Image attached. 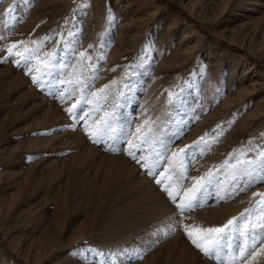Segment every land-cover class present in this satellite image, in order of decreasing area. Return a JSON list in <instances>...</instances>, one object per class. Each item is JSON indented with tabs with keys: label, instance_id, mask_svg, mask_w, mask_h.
I'll list each match as a JSON object with an SVG mask.
<instances>
[{
	"label": "rangeland",
	"instance_id": "374dc122",
	"mask_svg": "<svg viewBox=\"0 0 264 264\" xmlns=\"http://www.w3.org/2000/svg\"><path fill=\"white\" fill-rule=\"evenodd\" d=\"M0 49V264H240L183 229L262 215L264 182L233 175L264 155V0H0ZM16 59L52 71L61 98ZM141 140L142 162L176 153L153 169L163 185L127 154ZM210 171L219 182L170 229L163 187L182 195Z\"/></svg>",
	"mask_w": 264,
	"mask_h": 264
},
{
	"label": "snow or ice",
	"instance_id": "6c2138e0",
	"mask_svg": "<svg viewBox=\"0 0 264 264\" xmlns=\"http://www.w3.org/2000/svg\"><path fill=\"white\" fill-rule=\"evenodd\" d=\"M17 46L13 44L8 52L12 55V50ZM2 50V49H0ZM19 56V53H16ZM12 62V61H9ZM15 63L17 67L22 69H27L26 74L31 75L32 70L27 68V60L16 59ZM58 65H53V71ZM47 77V79H45ZM52 71L45 72L42 74L40 80H37L36 76L31 75L33 82L41 88V91L48 90L49 94L53 95L54 98L60 99L62 95V89H60V81H54L52 78ZM68 113L70 120L75 123L80 121L83 116L82 107H78V104H73L72 107L65 109ZM106 129L98 132L97 134L89 133V137L92 138L94 143H102L106 132L111 129V124L106 122ZM140 132V129H137V133ZM203 139V138H201ZM131 144V141H128ZM147 146L146 140H141L137 145H135L134 150L130 149L128 155L137 163L141 164V167L144 168L145 174L152 177L154 182L157 185H163L164 181L158 179L157 177L163 175L165 169L159 171H153L154 168H160V163H167L168 156H174L176 153L168 151V155H165L163 152L155 151L154 156L155 160L152 163L142 162L140 157L137 156V153H140L141 156L145 155V149ZM196 147V142L193 145H187L185 148L180 149L179 152L185 155L187 159L188 150ZM109 151H115V149H108ZM227 163V161L225 162ZM241 161L238 159L237 164H240ZM246 166L241 168L238 175H233V180L240 179L246 181V184L240 185L241 188L246 186H251L256 177H259L260 182H264V155L261 156L258 163L254 165L252 159H249L243 162ZM185 175V183L187 182V173ZM212 177L211 171L208 174ZM204 178L200 177L197 179L191 186L183 191L181 195L180 192L176 194L171 190V185L163 187V192L166 194L167 202L173 206L172 216L175 218V222L172 225H169L170 229L175 230L181 227L180 225V216L184 215L186 212H191L196 208L202 206L200 201L202 197L210 192L211 187L214 182L218 183L215 177L208 179L206 182L202 183ZM260 195V194H254ZM178 197L180 198L178 202ZM258 212L262 213L260 215L258 222L252 223L250 226L247 221L240 225V220H246L248 215V210H245L244 213H241L240 217H232L225 224L219 227H208V228H197L192 226L189 228L187 225L184 226V234L190 243L205 256L211 257L218 261L221 260V253L226 255H233L232 249L235 248L236 259L240 261V264H251L257 256L264 255V204L261 208L258 209ZM239 236L243 238V243L240 245H235L234 241L236 237ZM248 241H251L249 243ZM142 258V257H140Z\"/></svg>",
	"mask_w": 264,
	"mask_h": 264
}]
</instances>
